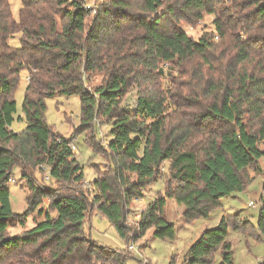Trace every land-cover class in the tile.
<instances>
[{
  "label": "trees",
  "instance_id": "trees-1",
  "mask_svg": "<svg viewBox=\"0 0 264 264\" xmlns=\"http://www.w3.org/2000/svg\"><path fill=\"white\" fill-rule=\"evenodd\" d=\"M84 1L20 0L15 19L10 1L0 0V264H126L131 241L114 250L85 231L93 211L125 242L151 228L173 239L175 225L163 218L167 199L185 207L183 224L207 218L223 197L246 190L264 157V0H103L94 11ZM204 15H214L213 30L194 39L181 24ZM15 35L19 47L8 43ZM23 69L27 126L15 132L12 93ZM96 75L102 79L93 85ZM133 90L131 112L123 100ZM56 93L79 97L78 132L110 124L105 144L92 147L111 165L96 171L90 189L72 139L45 122L46 100ZM195 109L196 127L180 117ZM15 167L28 186L22 214H13L7 187ZM45 167L46 188L35 178ZM158 180L164 193L131 226L126 207ZM29 217L32 227L9 232ZM229 228L264 238V202L255 224L222 215L181 264H212L217 250L218 264H232Z\"/></svg>",
  "mask_w": 264,
  "mask_h": 264
},
{
  "label": "rangeland",
  "instance_id": "rangeland-1",
  "mask_svg": "<svg viewBox=\"0 0 264 264\" xmlns=\"http://www.w3.org/2000/svg\"><path fill=\"white\" fill-rule=\"evenodd\" d=\"M11 4L12 15L15 19L18 17V10L21 6L20 0H9ZM103 0H85V4L92 7ZM92 16H90L91 18ZM214 15H204L203 19L195 25H187L182 23L184 31L194 39H198L204 32L213 30L212 20ZM8 43L11 46L19 47L20 42L18 35L10 37ZM164 72L167 74L173 73L172 68L168 64H164ZM18 83L13 90L12 97L16 102V111L14 113V121L10 128L17 132L23 130L27 126V122L22 113V101L24 97L25 87L27 84V71L21 70L18 77ZM101 75L92 77L93 85L101 82ZM137 97L135 90L128 93L123 100V106L133 111V103ZM182 112L180 117L187 120L189 124L196 127L197 111ZM80 100L77 95H64L56 93L46 100V110L44 113L45 122L51 126L54 132L59 135L72 139L75 157L79 164L83 167L84 185L85 188H91V183L96 177V171L102 172L111 165V161L95 150L92 145H104L108 139V130L110 124L98 122L96 130L78 132L80 125ZM91 137L90 143L87 138ZM93 143V144H92ZM253 170H250V175L255 176V180L249 184L246 190L242 192L232 193L221 199L222 207L213 211L207 218L195 220L189 224H183L182 212L185 207L178 204L173 199H167L163 211V218L175 225L176 232L173 239H160L153 235L154 229H149L142 237L135 239L132 235L125 242L119 237L115 228L109 221L93 211L85 223V231L90 235V238L99 245L106 246L114 250H123L130 241L138 246V252L132 254L127 259L126 264H169L172 259L174 264H181L183 257L192 243H194L204 230L217 227L222 215L237 213L248 218L251 223L255 224L258 210L261 202H264V157H262ZM44 176L48 175L47 167L44 168L42 174L35 173V178L40 181L43 187L50 186V181H43ZM14 180L13 182L11 180ZM42 180V181H41ZM164 182L158 180L149 185L143 192V197L131 201L126 207L127 222L131 226H136L139 220L141 211L150 203L159 193H164ZM10 191L11 209L13 214H22L27 207L26 196L28 186L26 180L21 177L20 168H13L10 179L7 183ZM252 202L255 207L249 206ZM47 201L41 206H46ZM34 224L32 217H29L25 226H17L10 228L12 234L20 232L32 227ZM227 240L231 244L233 263L232 264H257L264 259V238L262 236H250L241 232L234 231L229 228ZM222 252L217 250L214 254L213 263L218 264L221 261ZM145 261L146 263H144Z\"/></svg>",
  "mask_w": 264,
  "mask_h": 264
},
{
  "label": "built area",
  "instance_id": "built-area-1",
  "mask_svg": "<svg viewBox=\"0 0 264 264\" xmlns=\"http://www.w3.org/2000/svg\"><path fill=\"white\" fill-rule=\"evenodd\" d=\"M83 9H93V11H94V7H92V6H90V5H84L83 6ZM72 149H74V147L72 146ZM10 179V178H9ZM44 180L45 181H50V176H49V174L48 175H46V176H44ZM12 182L14 181L13 179L11 180ZM249 206H252V207H255V204L254 203H252V202H250L249 204H248ZM140 217V216H139ZM136 224H137V222H136ZM138 246H136L133 242H130L128 245H127V250L129 251V252H131V253H133V252H138ZM144 263H146L145 261H143Z\"/></svg>",
  "mask_w": 264,
  "mask_h": 264
}]
</instances>
